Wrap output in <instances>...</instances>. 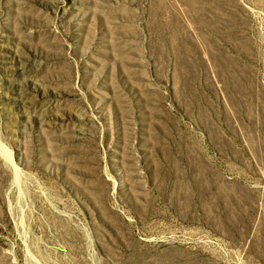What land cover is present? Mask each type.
<instances>
[{
    "label": "rangeland",
    "instance_id": "1",
    "mask_svg": "<svg viewBox=\"0 0 264 264\" xmlns=\"http://www.w3.org/2000/svg\"><path fill=\"white\" fill-rule=\"evenodd\" d=\"M0 264H264V0H0Z\"/></svg>",
    "mask_w": 264,
    "mask_h": 264
}]
</instances>
